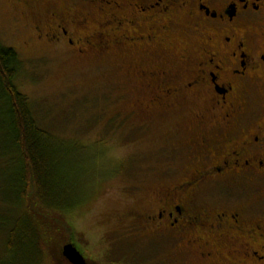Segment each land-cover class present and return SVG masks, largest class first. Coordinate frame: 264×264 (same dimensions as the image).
<instances>
[{"label": "flooded vegetation", "instance_id": "1", "mask_svg": "<svg viewBox=\"0 0 264 264\" xmlns=\"http://www.w3.org/2000/svg\"><path fill=\"white\" fill-rule=\"evenodd\" d=\"M81 2L52 11L36 36L141 57L136 114H184L177 133L193 165L129 214L142 242L180 247L176 264H264V0Z\"/></svg>", "mask_w": 264, "mask_h": 264}, {"label": "rangeland", "instance_id": "2", "mask_svg": "<svg viewBox=\"0 0 264 264\" xmlns=\"http://www.w3.org/2000/svg\"><path fill=\"white\" fill-rule=\"evenodd\" d=\"M85 6L81 0H0V44L19 56V90L41 127L70 141L62 162L65 176L80 180L76 196L89 191L66 213L46 211L35 189L27 191L26 209L47 245L42 264H71L62 253L71 239L89 264H176L183 250L142 242L129 214L142 212L143 198L189 174L193 164L177 133L185 130L184 114L173 123L136 114L131 100L139 94L138 77L130 66L141 57H125L123 50L82 54L36 36L52 11L76 14ZM9 150L0 131V195L14 197L9 179L17 164Z\"/></svg>", "mask_w": 264, "mask_h": 264}, {"label": "trees", "instance_id": "3", "mask_svg": "<svg viewBox=\"0 0 264 264\" xmlns=\"http://www.w3.org/2000/svg\"><path fill=\"white\" fill-rule=\"evenodd\" d=\"M20 69L17 52L0 44V131L17 164L9 179L15 196L0 195V264H42L47 245L26 209L27 191L34 188L40 206L59 213L77 209L89 191L76 196L80 180L67 178L63 171L71 143L41 127L32 103L17 85Z\"/></svg>", "mask_w": 264, "mask_h": 264}, {"label": "water", "instance_id": "4", "mask_svg": "<svg viewBox=\"0 0 264 264\" xmlns=\"http://www.w3.org/2000/svg\"><path fill=\"white\" fill-rule=\"evenodd\" d=\"M63 256L71 263V264H88L84 255L80 252L78 247L70 242L67 243L63 247Z\"/></svg>", "mask_w": 264, "mask_h": 264}]
</instances>
